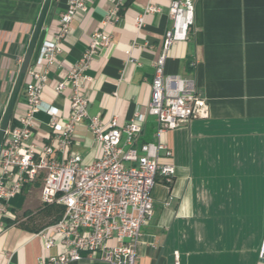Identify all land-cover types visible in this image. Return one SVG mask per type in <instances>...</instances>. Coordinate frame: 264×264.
<instances>
[{"label":"crops","instance_id":"0c3cea01","mask_svg":"<svg viewBox=\"0 0 264 264\" xmlns=\"http://www.w3.org/2000/svg\"><path fill=\"white\" fill-rule=\"evenodd\" d=\"M44 1L0 0V123ZM194 1L189 38L169 48L164 71L194 79L209 115L160 133L156 119L146 115L139 142L165 144L159 162L177 171L170 185L158 178L154 187L157 203L153 219L142 228L138 264H174L177 258L180 264H264V0ZM67 2L52 0L32 60L35 64L49 43H57L52 65H34L47 74L43 108L33 117L32 141L38 145L49 132L44 107L69 114L74 89L69 75L96 32L108 34L110 44L82 70L80 91L90 100V114L104 122L115 117L123 125L137 109L146 112L155 59L172 25L171 0H133L121 6L122 14H114L116 0H89L86 11L76 12L71 32L57 39ZM150 5L159 11L146 12ZM139 15L144 16L141 27ZM61 82L66 85L57 91ZM27 108L22 88L12 117ZM74 135L72 151L85 161L99 155L88 120ZM41 186L37 181L12 200L21 206L19 211L13 207L18 218L41 206ZM56 242L45 249L38 233L8 225L0 233V264H38L41 257L63 251ZM66 264L109 263L86 257Z\"/></svg>","mask_w":264,"mask_h":264},{"label":"built area","instance_id":"2783aa9c","mask_svg":"<svg viewBox=\"0 0 264 264\" xmlns=\"http://www.w3.org/2000/svg\"><path fill=\"white\" fill-rule=\"evenodd\" d=\"M88 2L68 0L57 39L71 32L76 12L86 11ZM123 4V0H116L114 14ZM170 8L172 25L155 59L147 110L137 109L123 125H118L115 117L104 122L100 115H91L90 100L80 91L83 68L110 44L105 32L94 33L80 66L69 75L74 84L69 114L63 116L55 107H44L50 116L49 132L40 145L32 141L33 117L43 108L40 94L47 74L34 65H52L59 51L57 43H49L31 64L23 85L28 111L11 118L0 145V233L8 221L18 219L12 200L41 181V205L60 204L65 211L56 223L38 232L45 249L60 241L63 251L57 256L41 257L38 264H66L86 257L109 264H138L142 228L153 219L157 203L154 187L158 178L170 185L177 171L173 165L159 162L165 144L159 140L139 142L146 115L156 119L157 133L209 115L208 102L194 79L165 74L167 51L189 38L196 7L194 0H171ZM157 10L153 5L146 8V12ZM143 23L144 16L139 15L136 24L141 27ZM65 85L66 82L59 83L57 91ZM85 120L100 148L99 155L90 161L70 149L76 126ZM58 152L63 155L60 160L56 158ZM175 255L178 256L177 251ZM260 257L264 261V237ZM174 264H180L178 258Z\"/></svg>","mask_w":264,"mask_h":264},{"label":"water","instance_id":"95a60500","mask_svg":"<svg viewBox=\"0 0 264 264\" xmlns=\"http://www.w3.org/2000/svg\"><path fill=\"white\" fill-rule=\"evenodd\" d=\"M52 0H45L41 11L39 13L35 28L33 30L32 36L28 43L26 52L24 54V58L22 60L21 69H19L18 75L16 77V81L14 83V87L12 89L8 104L6 109H4V114L0 123V145L3 140V136L5 134V130L7 129L9 122L13 116L14 109L16 107L19 95L22 91L24 81L27 75V72L32 64L33 57L35 55V51L38 45V40L40 39L47 15L49 14V9L51 6Z\"/></svg>","mask_w":264,"mask_h":264},{"label":"trees","instance_id":"16d2710c","mask_svg":"<svg viewBox=\"0 0 264 264\" xmlns=\"http://www.w3.org/2000/svg\"><path fill=\"white\" fill-rule=\"evenodd\" d=\"M133 0H127L124 7L128 6ZM122 14L123 9L118 10ZM65 207L60 204L39 206L35 212H26L16 221H8V225L15 224L32 232H40L46 227L56 223L63 215ZM25 217V219L23 218Z\"/></svg>","mask_w":264,"mask_h":264},{"label":"rangeland","instance_id":"374dc122","mask_svg":"<svg viewBox=\"0 0 264 264\" xmlns=\"http://www.w3.org/2000/svg\"><path fill=\"white\" fill-rule=\"evenodd\" d=\"M12 206L15 207V209L18 210V211L21 210V206L20 207L16 206V205L13 204V202H12Z\"/></svg>","mask_w":264,"mask_h":264}]
</instances>
